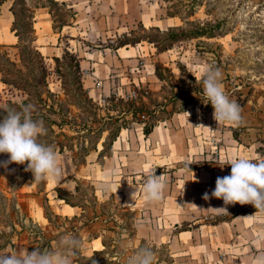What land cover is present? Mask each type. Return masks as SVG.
<instances>
[{
  "label": "rangeland",
  "instance_id": "374dc122",
  "mask_svg": "<svg viewBox=\"0 0 264 264\" xmlns=\"http://www.w3.org/2000/svg\"><path fill=\"white\" fill-rule=\"evenodd\" d=\"M30 1L39 6L35 9V16L38 24L41 22L45 26L42 20L47 17V10L41 7L48 1ZM76 2L78 5L74 8L80 12L79 24L81 23V31L84 32L72 29L70 31L74 35L61 36L58 43L51 39L53 33L44 34L39 44L46 47L57 44L59 47L55 52L58 56L50 57V52L46 53L47 50H44L47 66L53 72V57H62L65 49L81 55L78 58L84 57L81 63L83 83L87 88L90 87L91 97L101 106V115H116L117 111L110 108L111 102H107L113 94L127 101H135L133 107L141 109L137 117L149 124L155 123L157 127L150 135H145L142 125L136 122L123 128L113 143L111 156L104 158L103 163L106 164L103 172L100 169L104 164L97 160L98 151L91 150L86 157V162L89 161L87 169L80 170L75 176L76 180L80 179V192L76 190L75 193H68L89 205L87 214L92 216L93 209L90 206L94 186L91 184V177H98L102 184L112 185L102 194L98 192V203H103L98 207L99 211L103 208L106 212L100 217L98 234L118 236L104 229L109 226L122 231L125 239L121 241V249L137 246L141 239H146L157 245L167 244L175 264H230L226 259L229 261L230 255L234 253L230 242L235 239L233 226L238 223L216 221L224 216L228 218L234 212L246 213L255 207L251 204H235L227 208L222 199L211 198L206 201L202 198L206 191L211 193L215 188L217 177L224 176L223 171L212 172L211 168L213 164L220 163L222 157L219 150L222 149L221 145L228 131L226 124L219 126L213 118L212 105L202 102L203 70L209 66L218 68L222 72L221 82L225 86H247L251 82L247 80V75L264 74V0ZM67 3L71 2L58 1L51 5L53 31L61 29L62 21L65 24L73 23L74 11ZM11 4L12 2L6 1L0 5V19L8 23L13 19L7 15ZM206 23L213 29L211 35L176 40L166 35L168 28L192 30L205 27ZM11 37L15 41L14 45L5 47L0 44V64H3L7 77L18 79L20 83H23V79H28L34 84L29 75L22 76V79L18 75L17 69L21 68V64L15 46L17 38L12 33ZM125 41L128 43L119 46ZM165 45L168 49L159 52V48ZM3 51H7L8 57L17 63L16 66L5 60ZM68 59L61 63L62 70L67 72L66 90L61 89V80L56 73H51L48 78L49 87L52 91H58L59 100L47 97L44 86L40 83L36 84L37 87L33 85L34 88L25 85L30 94V103L34 106L33 111L48 113V117L55 118L58 122L62 117L66 121H72L59 127L53 125V133L48 123L38 119L43 121L47 129L46 135L38 137L39 142L51 145L54 149L61 140L72 142L74 152L65 151L71 159L75 156L80 160V145L91 148L97 142V135L87 134L84 124L95 128L103 120L95 121L86 106H76L79 100L74 97L76 83L71 67L67 65ZM231 71L235 74L231 75ZM196 76L201 80L198 86ZM224 91L236 103L242 99L240 90L232 93ZM194 92L197 96L193 95ZM25 97L27 94L23 89L5 85V89L0 92V116L9 109L5 103L7 98L18 101ZM49 105L55 107L56 113L48 111ZM107 127H113L112 123L110 126L107 124ZM68 137L72 138L68 140ZM100 142L98 149L102 148ZM56 152L59 161L68 160L62 152ZM113 168L118 170V174L106 180L105 173ZM154 171L157 176L164 177L166 187L163 198L157 203H149L140 192L135 201L132 200V193L137 187L142 189L147 176ZM25 176L34 178L30 171L16 173L11 178L16 185ZM62 191L67 192L65 189ZM113 192L117 193L116 203L110 196ZM47 200L48 198H43L42 203L51 217ZM9 203L10 198L0 191V214L9 208ZM221 207H226L227 211L216 210ZM129 211H133L136 216L133 224L136 232L132 237H128L129 229H125L130 221V216L127 215ZM115 222L122 228L115 225ZM183 225H188L191 229L187 232L180 231V234L176 229ZM2 241L0 239V243ZM82 256L76 258L78 262Z\"/></svg>",
  "mask_w": 264,
  "mask_h": 264
},
{
  "label": "crops",
  "instance_id": "0c3cea01",
  "mask_svg": "<svg viewBox=\"0 0 264 264\" xmlns=\"http://www.w3.org/2000/svg\"><path fill=\"white\" fill-rule=\"evenodd\" d=\"M6 1L12 2L11 0ZM58 1H70L71 3H67V5L73 8L72 10L74 11L75 18H73L72 24H64L61 29L53 31L51 27V12L47 6L41 7L47 10L45 15H47L48 18L45 17V19L42 20L43 24L45 23V26H43L41 22L38 24L37 17L35 16L34 28L36 37L35 43L44 56V50H47L46 53L50 52V57H52V55H59L55 53L57 52L56 49L59 48L57 44L51 45V47L39 44L44 34L51 35V33H53L51 39H54V41L58 43L61 36H73L74 34L70 31L72 29L84 32L81 31V23L79 24L80 12H78V9L74 8L75 5H78L76 2L77 0ZM7 15L9 18L11 16L13 18L10 7L7 9ZM9 24L12 25V22L8 23V21L0 19V44H3L5 47L15 44V41L12 40L11 33L14 38L16 36L9 28V26L11 27ZM66 28H68L67 32L64 33ZM59 45L61 44L59 43ZM83 58L79 57L80 66ZM231 72V75L235 74L233 71ZM247 80L251 81L247 86L239 84H227L225 86L222 83L226 92L232 93L234 90H240V95L243 98V102L239 104L242 109V123L239 125L226 124L225 126L228 129L227 137L222 142V149L219 150L220 157L224 160H227L229 156H244L254 160L264 159V74L257 76L247 75ZM4 89L5 85L0 80V92ZM88 89L90 92V87H88ZM136 123L142 125L143 132V123ZM156 127L157 125L153 127L150 134L154 132ZM62 153L63 156L68 159L67 161L65 159L64 162L59 161L60 167L63 170V175L60 180L51 183H33L34 178L28 177L15 185L11 175L16 173L22 174L25 171L26 163L23 165L11 163L8 164L7 167H4L3 163L0 164V191L10 198L9 208H7L3 214H0V239H3L0 243V253H9L15 250L19 251L21 248H27V250L31 252L35 250L36 247L54 250L57 246L59 237L68 233L76 234L83 239L85 250H83L80 255H91L95 250L103 249L102 235L101 233L98 234L99 220L103 214L93 218L92 221H87V218H91L95 212L100 214L101 210L99 211L98 208L100 203L96 204L92 216H89L87 214L89 209L88 206L85 211L81 206L70 205L59 197L57 191V188H62L69 193H75L77 187V180L75 179L76 173H79L80 170L87 169L89 161L77 169L75 165H73L71 156L67 151ZM8 159V154L0 155V161L4 162ZM105 164L100 169V172L104 171L103 168ZM219 164L220 163L213 164L211 171H223L224 176L229 175L231 166L225 165L221 168ZM91 178V184L94 186L97 201L100 202L98 192L101 194L104 192L100 187L102 182L98 177ZM110 196L111 198L113 197V202H115L117 193L113 192ZM43 198H48L47 203L51 208V217H49L47 211H45L42 203ZM230 206L231 205H228L227 208ZM248 216L254 217L251 219L241 218ZM234 222L238 223L236 226L233 224V236L235 239L230 242L234 253L230 255L229 261L226 259V262H230V264H253L256 257L261 256V253L264 255V213L257 212L256 208H251L248 212L238 214L229 221L223 223L230 224ZM187 231L189 230L182 232ZM182 232H180V234ZM43 244L45 246L42 247ZM77 257L78 256L73 257V264H80L76 259Z\"/></svg>",
  "mask_w": 264,
  "mask_h": 264
},
{
  "label": "clouds",
  "instance_id": "9594fccd",
  "mask_svg": "<svg viewBox=\"0 0 264 264\" xmlns=\"http://www.w3.org/2000/svg\"><path fill=\"white\" fill-rule=\"evenodd\" d=\"M202 102L210 103L214 109L213 118L218 125L235 124L243 121L242 109L226 95L222 85V72L211 66L203 70ZM197 86L201 83L196 76ZM196 95V92L193 93ZM31 104L21 105L19 110H5L7 115L0 122V154H8L9 159L2 162L4 167L8 164H25V171L33 174L34 182H53L60 180L63 170L59 164V156L51 145L40 143L38 137L46 135L47 129L42 120H34ZM231 166L229 175L217 177L215 188L203 194L204 200L211 198L222 199L228 205H253L257 212L264 213V159H250L244 156H229L227 160L221 158L219 166ZM118 174L113 168L105 173V179L110 180ZM100 187L107 191L112 185L104 183ZM166 184L163 175L157 176L155 171L150 173L142 189L136 188L132 193L135 201L138 193L149 203H157L163 198ZM226 210V207L216 208ZM255 216V215H254ZM254 216L241 217L251 219ZM85 250L81 237L68 233L59 237L54 250L36 247L29 252L27 248L9 253H0V264H73V257L79 256ZM125 264H155V252L150 245H144L127 255ZM253 264H264V255L258 256Z\"/></svg>",
  "mask_w": 264,
  "mask_h": 264
},
{
  "label": "trees",
  "instance_id": "16d2710c",
  "mask_svg": "<svg viewBox=\"0 0 264 264\" xmlns=\"http://www.w3.org/2000/svg\"><path fill=\"white\" fill-rule=\"evenodd\" d=\"M6 0H0V5ZM12 4L10 6V10L13 14V21L12 25L10 27L11 31L14 32L15 36L17 37V43L16 48L18 49V55L20 59L21 68L17 69L18 75L21 78L22 76L26 77L29 75L30 80H32V83L28 81V79H23V83H20L17 80L12 79L11 77H7L5 74V69L3 68V64H0V80L7 86V87H15L17 89H23L24 92H26L27 97L21 99V100H13L11 98H7L5 103L8 106L9 109H15L19 110L21 105L25 104H31L30 99L28 96L30 94L26 91V85L35 87L36 84H41V86H44L45 94L47 97L51 98L54 97V99L58 98L59 100V94L58 91H52L49 87V81L48 78L50 77L51 73H56L58 78L61 80V89L66 90L65 82H66V74L67 72L63 71L62 61H66V58L68 59L67 65L71 67V72L73 73V77L75 79L76 86L74 88V97H76L75 100H79L77 102V107H87V109L92 113V116L95 118V121L103 120L102 124L98 127H92L89 126L87 123L84 124V129L87 132V134H96L97 142L93 145L91 148H86L85 145H80L79 148V158L80 160H77L75 156L72 157L73 165L78 169L80 164H84L86 162V157L89 154L91 150L98 151V161L100 163H103L105 156H111L112 154V146L114 141L117 139V137L120 134V131L123 128L128 127L132 122H139L143 123V133L145 135H148L153 130V127L155 126V123H148L146 120L140 119L137 117V113L139 110L138 108L133 107L135 101L123 99L121 97H116L115 95H110L107 102H111V109L117 111L116 115H101L100 111H102L101 106L95 102V100L91 97L89 93V89L84 86L83 83V72L80 66V60L77 55L73 54L72 52L68 51L67 49L64 50L62 57H53L55 61V67L53 69V72L49 69L45 62V56L41 53L39 48L37 47L35 40V28H34V17H35V9L39 7L36 4H31L30 0H11ZM48 3L44 4L42 6H47L51 12V5L55 2H58V0H47ZM174 16V15H172ZM61 26L65 23L62 21ZM207 26L203 27H197L192 30H186L184 28H168L166 31V35L172 40H176L178 38H187V37H197L204 34H212V27H208V23H206ZM139 40H134V42ZM128 43V41L120 43L119 46H122L124 44ZM168 49V46L165 45L162 48H159V52ZM2 56L12 65H17V63L13 60H11L8 57L7 51H3ZM1 56V57H2ZM64 64V63H63ZM24 68V69H23ZM70 73V72H69ZM22 79V78H21ZM19 79V80H21ZM35 85V86H33ZM37 87V86H36ZM36 89V88H35ZM36 91V90H35ZM38 95V94H37ZM68 95V94H67ZM40 96V95H39ZM44 100V99H42ZM243 102V98L237 103L238 105ZM82 105V106H81ZM122 108H121V107ZM49 112L50 113H56V109L54 106L49 105ZM93 110V111H91ZM48 113H44L43 111H32V118L34 120L43 119L46 123L51 126V132L55 133L53 129V125L61 126L63 124H70L72 123L71 119L66 121L65 117H62L61 121H57L55 118H50L47 115ZM7 115V113H2L0 116V122L4 119V117ZM127 115L130 117L128 118ZM112 123L113 127H107V124ZM106 134L104 135V133ZM104 135V137H103ZM65 136V135H64ZM72 137H68L67 139L70 140ZM101 141V142H100ZM99 142L102 145L101 149H98ZM56 151L58 152H64L65 150H68L70 152H74V145L72 142H65L64 140H61L57 143V146L55 147ZM27 177H24L22 180H24ZM93 188V201L91 202L92 209H95L96 204L98 203L97 197L95 195L94 187ZM77 192H80V179L77 180ZM58 195L60 198L64 199V201L70 205L73 206H81L83 210H87V205L83 203L80 199H76L74 195L69 194L68 192H63L62 189L58 188ZM103 203H100V206H102ZM89 206V205H88ZM106 213L104 209H101L100 214H95L91 218H87V221H92L93 218L100 216L102 214ZM241 212H234L231 214L228 218L226 216L218 219L216 223L230 220L232 217L237 216ZM110 215V214H109ZM108 215V216H109ZM130 216L128 225L125 226V229H129L128 237H132L135 235L136 229L135 226L133 227V224L135 223V213L132 211H129L128 214ZM107 221V220H106ZM115 225L120 226L119 224L114 223ZM131 224V227L130 225ZM125 224H123L124 227ZM122 228V226H120ZM108 232H113L114 234H117L118 236H111L107 234H102V244L103 249L101 250H95L91 256L83 255L81 261H79L80 264H125L127 255H130L132 251L135 249H138L140 247H143L144 245H150L153 248V251L155 252V264H175V259L168 248L167 244L162 243L161 245H157L155 243H149L146 239H141L140 243L137 246L133 247H126L121 249V241L125 239L122 231L116 230L115 227L109 226L104 228ZM191 227L188 225H183L182 227H177L176 230L185 231L189 230ZM122 230V229H121ZM105 231V230H104ZM98 236V235H97ZM106 255V256H105Z\"/></svg>",
  "mask_w": 264,
  "mask_h": 264
}]
</instances>
